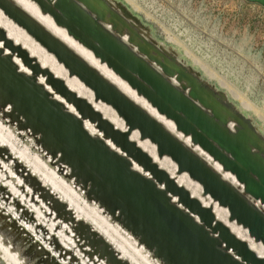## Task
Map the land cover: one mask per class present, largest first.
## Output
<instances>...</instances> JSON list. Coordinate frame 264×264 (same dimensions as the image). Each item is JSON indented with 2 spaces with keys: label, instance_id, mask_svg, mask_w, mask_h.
<instances>
[{
  "label": "rangeland",
  "instance_id": "374dc122",
  "mask_svg": "<svg viewBox=\"0 0 264 264\" xmlns=\"http://www.w3.org/2000/svg\"><path fill=\"white\" fill-rule=\"evenodd\" d=\"M23 1L35 7L42 16L44 15L46 19L63 32L62 34H64L70 41L71 49H67L65 45H60V47H58L59 45L56 46L55 43L59 44V41L56 39L57 37L54 35V37H51L52 34L49 33V31L42 29L41 23L23 12L14 0L12 3L14 6L16 5V8L11 5L10 7L12 11L8 9V5L11 3L8 4L3 2L4 4H8L4 7L12 14V16H18L21 20L17 18L19 21H15L14 17L10 18L9 15L4 12V9L0 7V40L3 46L9 50L5 54L0 53V61L10 66L12 73H14L13 77H15L13 82L20 83L21 86H23L24 93H32L36 95L37 102H45L47 104L44 103L47 106V112L52 113L51 115H54L56 121L53 118H47L45 120L47 122L39 120L38 124L37 120H35L30 121V123V119L27 117V109H24V107H32L34 102L29 101V104L25 101L28 104L22 105L20 102L14 103V101L17 100H14L12 97V101L9 98L11 101L10 104L8 97L6 98V96H4V99L2 98V92H0V105H3V108L0 106V120L6 127L10 128V130L12 129L16 134V138L18 139L17 146L19 148L26 147L30 155L35 156L38 154L44 162L46 161L48 163L52 160V162H54L53 165H49L51 164V161L48 163L50 168L57 167V164H61L60 166L64 164V167L62 166L63 169L61 168V171H59L58 174L62 173V170L64 172L66 168H70V171L66 169L69 173L66 171L64 172V175H68H65V178L63 175L61 177L65 182H69L68 184H71L73 188L76 187L79 191L81 190L82 205L83 201H85L84 205H86L85 208L88 205V210H90L91 207L94 208H91L90 211H96V209H98L96 212H100L101 214L99 215V219L101 217H105L103 219L107 218L108 220H106V222H108L109 225L116 227L111 229V231H114L113 234H116L115 232L117 231L119 236H123V239L120 240L121 238L116 234L118 240L130 245V250L137 255L135 258H140L135 262H131V260L127 261L129 260L128 258H124L125 260L123 259L122 261L123 257L119 254V249L115 247L116 243L109 239L110 237L103 235L101 231L97 229L94 230L93 227H91L93 225L95 227L97 222H94L95 224H93L91 223V220L83 218L79 219L78 222L73 221L70 208L68 207L67 209H64V206L65 208L67 207L65 200L62 198L60 199V196H57L56 194L54 195L48 185L41 183L39 177L33 174L23 161L12 156L11 153L10 155L5 154L4 148H0V170H4L2 169L1 162H9V169L11 168V171L24 179L25 183L24 186H20V192L13 196L12 201V197L8 198L10 188L6 183L0 181L1 198H3V201L8 199L7 202L11 203L10 205L19 211V215L29 224L35 226L36 232H40L44 236L49 234L53 235V239H50L48 243L61 257L59 259H56L55 257H53V259H51V257L48 259L47 255L44 253H39L40 255L38 254V256L33 255L32 253L31 258L33 259H30L29 257L28 261H31L28 263L47 264V262H49V264H56L54 262H58L59 260L60 262L63 261L62 264H91L92 262L93 264H102V262H110L113 257L115 258L119 255L118 261L120 262L121 260L122 264H136L137 262L138 264H141L140 261H142V264H167V262L162 260L163 253H166L165 256L168 258V264H201V262L202 264H216L214 261H207V252L199 253V255L195 257L196 260H194V258L191 261V253L193 252L191 246L193 240H190V238L193 239L192 234L193 232L196 234L197 230L193 228V232L190 233L185 225L181 224V226H178V222H176V220L173 221L172 219L176 213L171 216L170 212H167L164 209V206H162L161 202L163 203L164 199L170 202V204L178 206L184 214L188 213L193 217L198 226L204 227L209 232L211 238L208 239L223 242V247L226 245L225 241H222V238L219 236V232L214 228L216 224H221L231 232V235L235 237L237 241L244 243L248 249L247 251H250L254 256L256 255L255 258L257 260H264V252H262L263 254H260V250L264 249V242L257 239L256 236L251 233L249 227L245 226L242 222H239L236 218H231V212L228 207L220 205L219 201L214 200L210 194H205L203 185L191 176L188 171H181L178 162L171 155L165 153L166 148L162 147L164 150L160 149L161 143L158 141L159 139H157L156 143V141L152 139L151 133H149L150 135H148L147 132L143 133L141 124L138 126L134 125L132 122H128L125 119V116L119 114L117 109H114L112 106L105 103L103 100L108 99L107 97L112 101L114 99L110 96L111 94H109V92L106 93L103 91V94L99 95V98L102 100H96L95 91L84 85L87 81L93 83L96 81L95 75L86 71V68H92V70L101 76L106 83H109L116 92H118L116 89L118 84L128 90V94L123 95L120 92L118 93L138 109L144 111L157 124H161L160 126L165 128L164 130L181 142L186 148L188 147L187 149L189 151L193 152L195 155L197 154L196 156L198 158H202V161H204L206 165H209V167L214 165L219 166L220 169L225 172L222 180L228 185L233 186L232 188H236L237 191L242 188L245 190L244 184L240 183L233 173L224 170L223 165L218 161H215L213 157H211L199 145L194 144L190 135L186 136L181 131L177 130L175 122L172 119L167 118L165 114H162L158 109L154 108L144 97L139 96L137 91L132 89L130 85L109 68L106 63H102L101 59L95 55L93 50L84 46L74 38L73 35L69 34L65 26L60 25L61 23H56L53 16L49 13L50 11L47 12L44 10L43 7L46 6H39L32 0ZM55 1H57V3L60 2V0H54V2ZM76 1L78 5L73 6L75 9L73 12H76V15H82L91 25L94 24L96 27L104 29L105 34L116 40L118 44H122L129 49L132 54H128L126 59L129 60L133 58L135 60L136 58L143 63H147L150 68L152 67V69L159 73V75H164L166 80L174 85V87L176 86L175 88L183 94L188 95V97L192 88L185 89L182 87L186 85V83L179 82L177 74L171 78L157 61L167 67L168 73H170V71L177 72L180 65H182V68L186 67L191 69L198 73L194 78L195 85L197 87L200 86L201 89H203L199 100H201L204 105L207 106L208 104H211L217 109V111L219 110L224 117L229 116L227 108L234 105V107L248 120L252 119L250 121V126H243L247 136H253L252 133L254 132V128L257 133L262 135V137L264 136V6L260 3L250 2L248 0H88L90 5L94 9H97L98 12H102V15L104 16V20H99L98 23H95L94 17L98 18V14L93 11L91 12L86 5L81 4L83 0ZM59 4H61V7L63 1ZM118 5L125 8L134 18L126 16L123 9ZM110 19L116 20L117 27H113V23L110 22ZM24 23L27 24V28H24L21 25ZM7 40H10L11 43H8ZM48 43H51V46ZM64 47L71 51H62L64 50ZM74 48H80L85 54H88L89 57H86L87 59L91 58L94 61V67L89 66L86 61L85 63L83 60H80L81 58H78V56L76 57L73 52ZM19 50L20 54L18 52ZM28 55L33 59H29L26 63V57ZM14 56L17 58L16 60H14ZM62 56L65 57V59ZM57 58H60L61 61ZM33 61L35 63H31ZM13 65L14 68H12ZM53 79H56L57 82ZM29 81H34L38 86L30 85ZM5 84L7 85L8 83ZM5 84L3 83V88ZM97 85L99 86H97L98 89H100L101 84L99 80ZM9 86L10 85L8 84L6 88ZM71 93L74 95H71ZM75 95L78 96V100H76ZM221 95L226 96L230 102V106H227L225 101H219ZM48 99L49 101L56 102L58 104L57 108H52L49 105ZM1 100L3 102H1ZM213 100L216 101L213 102ZM218 101L221 103L222 109L220 108ZM114 102H117V100L114 99ZM4 103L7 105L4 106ZM195 103L201 108L204 106L202 103ZM86 105H88L89 108L93 107L94 110L89 109ZM17 106L21 107H18L17 109ZM6 107L9 109L8 111L6 110ZM121 108L124 109L122 105ZM202 109L205 108L203 107ZM205 110L211 112V110ZM23 111L26 112L23 113ZM124 112L128 113L127 111ZM2 114L8 116V118L6 117L7 120ZM12 114H14L15 117ZM1 115L3 117H1ZM26 117L27 120L25 119ZM13 118H17V120ZM12 119L13 122L15 121V124L11 123ZM20 119L23 120L22 124L26 129L22 127L21 122H19ZM9 120L11 122H9ZM57 121H59V123ZM26 122H29L28 124L30 127H33L32 131H30V127H28L29 129L27 128L28 124ZM32 122L40 125V130L38 129L39 127ZM64 122H66V125ZM134 122H136V120H134ZM46 123L48 128L45 125ZM90 123H93V126L96 125L97 128L94 127L93 129V126H91ZM226 125L231 130H235L236 127H242V123H237V121L232 119H230ZM18 126L21 127L19 128ZM41 126L42 130L44 128H47V130L44 129L41 131ZM60 126H64L68 129L65 136H62V134L58 132ZM82 131H85V134L89 135L91 140H95L99 144L103 143L110 152L123 159H121V161L118 159V161L115 162V167L114 162H112L107 155L105 156L101 151L97 150L100 149L98 146L95 147L97 148L95 149L89 145L87 140L86 145L79 146V150L77 151L75 149V140L77 138L74 137H76V135L84 136L82 135ZM29 132L35 134L34 136L36 137V140L32 133L31 136ZM154 137L156 136L154 135ZM113 138L118 143H116ZM53 140L56 141L53 142ZM110 140H112L113 143ZM120 142L123 143V146ZM191 144H193V146ZM137 149L143 154L138 153ZM94 150H97V152L102 154L100 156L101 158L95 155ZM254 152H258V150L255 149ZM53 155L56 159L53 158ZM63 155L65 156L63 157ZM74 156L75 158H73ZM61 157L64 158L65 161L64 159L62 160ZM57 159L60 164L57 162ZM12 161L15 164L12 163ZM123 167L125 168L122 170ZM128 172L136 174V176H143L145 178L144 180H146L147 183L149 182L150 186H152L154 190H158L162 196H154L153 198V191H150L151 193L146 191L145 185L142 183L134 184H138V186L140 185L138 190L135 186L132 187L129 184L130 180L129 175L127 174ZM86 179H90L91 182L89 183L88 181H85ZM175 186L181 188L185 193L184 195L188 194L189 196H195L194 198L199 202L201 207L203 205V207L209 208L210 210H207L208 213L206 214L213 215V222H215V224L209 222V220L206 219V215V217L204 216L205 218L201 216L196 208H191L185 200L186 197L183 196L182 192L177 191ZM92 188L95 190L93 191ZM83 192L85 194H83ZM22 196L24 201H22ZM254 199L256 201L252 203V206L249 203L248 205H250L255 211L258 210L257 212L259 214L264 215V203H262L260 198L254 197ZM157 200L160 203H158ZM28 202L31 204L35 203V205L42 211H44V207H48L47 209L51 208L50 210L56 213H52L54 214L52 215V218H58V220L54 219V228L52 229V232H50L48 226L49 223L38 222L35 220V210L29 208L30 204L28 205ZM98 203L101 205L98 206ZM102 208L103 211H101ZM116 208H118V210L121 209L119 215H117ZM145 210H148L147 214L144 213ZM50 212H48V214H50ZM55 215L56 217H54ZM122 215H124L125 220L127 219L126 223L124 218L121 219ZM205 219L207 220V223ZM72 221L73 223H76L73 224ZM84 221L85 223H83ZM114 222L116 223L115 226ZM80 223L82 226L85 224V226H81L82 228L77 226L80 225ZM65 224H69L68 227H71L69 231L64 227ZM192 226L193 224L191 223L189 228L191 229ZM76 227H78V229ZM232 227L235 228L233 229ZM74 229H77L78 231ZM82 229H84L85 232L88 230V233H85ZM72 230L74 231L72 232ZM89 231H91L92 234H90ZM59 232L68 235L70 234V236H72L73 233V237L75 238L72 237L74 240L71 244L72 247L66 246V244L57 237ZM16 233L15 230L12 231V228L8 223L7 225H2V223H0V234L12 247H19L21 250L20 252L22 253L26 248L31 246L32 242L28 241L26 243L25 235H22L24 238L21 239ZM90 235L94 237L93 239L97 240L98 245L96 241L94 244L96 243L95 245L99 250L96 249L95 245L94 247L90 246L92 245L89 241ZM96 235L97 237L104 239L101 241H105L108 246L103 244L100 245V242H98L100 240L95 237ZM172 235L177 237V241L172 242ZM186 236L190 238L188 239ZM185 237L188 240H186ZM196 237L202 241H206V239H202L198 235H196ZM44 238L48 240L46 237ZM93 239L91 238V242ZM124 239H126L127 242ZM109 242L114 243L115 245L110 244ZM36 243H41V241L39 240ZM210 243L211 241L209 244ZM104 246L107 248V251L105 250L106 254L108 251L109 254L112 253L110 250H113V256L109 255L110 257H108V255L106 256L101 252V250L104 251ZM141 250H143V253ZM95 251L103 253L108 257L109 261L104 255L102 258L106 261L102 258H98L97 256L101 255V253L98 254ZM247 251L243 255L239 253V255H236L233 250H231L230 253L237 258V261H239L240 264H254L255 261L252 258L250 259L251 256H249ZM85 252L91 253L88 254ZM135 252H138L139 254H136ZM28 253H31V251ZM143 254L146 255L143 256L141 260L142 256L140 257V255ZM85 255L88 257L86 258ZM28 256H30V254ZM145 257L148 258L149 263L145 262L147 261ZM63 258H65V260H62ZM118 258L116 257L114 260H117ZM144 258L146 260H143ZM217 258L226 259L224 256H217ZM44 259H47L45 260L46 263ZM98 259H102L103 261L101 260L98 262ZM200 259H202V261ZM249 260L251 262H249ZM118 261H113L111 263L113 264L116 262V264H119Z\"/></svg>",
  "mask_w": 264,
  "mask_h": 264
},
{
  "label": "water",
  "instance_id": "95a60500",
  "mask_svg": "<svg viewBox=\"0 0 264 264\" xmlns=\"http://www.w3.org/2000/svg\"><path fill=\"white\" fill-rule=\"evenodd\" d=\"M32 1H35L39 6H46L43 7L44 10L47 12L50 11L49 13L53 16L56 23H61L60 25L65 26L69 34L73 35V37L81 42L84 46L93 50L95 55L101 59L102 63H106L107 66L123 80H125L132 89L136 90L139 96L144 97L154 108L158 109L162 114H165L167 118L172 119L175 122L177 130L181 131L186 136L190 135L194 144L199 145L204 151L213 157L215 161L221 163L224 166V170L233 173L237 180L244 184L247 193H250L255 198H260L262 203H264V136L262 137V135L257 133L254 127V132H251L253 136H247L243 127L248 125L250 126V121L252 119L248 120L242 113H240L238 109L234 107V105H231V107L227 108L229 115L228 117L221 115V113L217 111V109H215L211 104H208L207 106L204 105L202 101L199 100L203 89H201L200 86L197 87L195 85L194 78L198 73L192 71L191 69L186 67L182 68V65H180V68L177 70V72L170 71V73H168L167 67L157 61V63L165 70L168 75L171 76V78L177 74L178 81L181 83H186V85L183 86L185 89L192 88V91L188 97V95L183 94L168 80H166L164 75H159V73L150 68L147 63H143L141 60L136 58L135 60L133 58L129 60L126 59L128 54H132L129 49L124 47L122 44H118L116 40L105 34L104 29H100L94 24L91 25L89 21H87V19L82 15H76V12H73V10H75L73 6L78 5L76 0H60V2L63 1L61 7V4H59L60 2L57 3V1L54 2V0ZM248 1L257 2L264 6V0ZM3 2L11 4L8 5L4 4ZM81 4L86 5L91 10V12L93 11L98 14V18L93 16L95 23H98L99 20H104L102 12H98L97 9H94L88 0H83ZM5 5H8V9L11 10L10 6H14L12 1L1 0L0 7L4 9V12L7 13L10 18L14 17L15 21L21 20L18 16H12V14L4 7ZM118 6L123 9L126 16L133 17L129 12L126 11L125 8L121 7L120 5ZM110 22L113 23V27H117L116 20L110 19ZM21 25L24 28H27L26 23ZM7 42L11 43L10 40H7ZM17 46L21 48L19 45ZM23 50L25 51L24 48ZM18 52L20 54V50ZM29 59L33 58L28 55L26 57V63L29 61ZM57 59L61 61L60 58ZM31 63L35 62L33 61ZM12 68H14V65ZM86 71H89L96 77V81H94L95 83L87 81L86 84H84L86 87L95 91L96 100L100 99L99 95L103 94V91L112 94L110 96L117 100V102H114V99L112 101L109 97L103 101L112 106L114 109H117L119 114L121 116H125V119L128 122H132L134 125L138 126L140 124L143 125V133L147 132L148 135L151 133L152 139L156 141V143L157 139H159L158 141L161 143L160 149H162L163 146L167 147L165 153L171 155L178 162L180 166L179 169H181V171H188L191 176H193L203 185L205 194H210L214 200L219 201L220 205L228 207L231 212V218H236L239 222H242L245 226L249 227L251 233L256 236L257 239H260L264 242V217H262L257 211L248 205V203L243 197L240 196L236 189L224 182L202 161V158H198L193 152L189 151L181 142L165 131L144 111L138 109L126 98L116 92L113 87H111L109 83H106V81H104L102 77L96 72H94L89 67L86 68ZM53 80L57 82L56 79ZM98 80L101 84L100 89H98L99 86L97 85ZM29 82L30 85L38 86L34 81ZM71 95L74 94L71 93ZM75 98L78 100V96L75 95ZM214 101L216 100H213V102ZM219 101H225L226 105L230 106V102L225 95H221ZM195 102L202 103L204 105L203 107L205 109L211 110V112H207L205 109H202ZM220 102L219 106L221 108L222 105ZM49 105L52 108H57L58 106L56 102L51 100L49 101ZM121 105L125 110L121 108ZM86 106L88 107V105ZM89 109H93V107H90ZM124 111H127L128 113ZM229 119L237 121V123H242V127H236L235 130L229 129L226 125ZM134 120H136V122H134ZM81 129L83 130L82 126ZM85 133V131H82V135H84L83 137H85L89 145L94 148L98 146L100 149H95L101 151L105 156L107 155V157H109V159L114 162V166L118 159L120 161L123 159L120 156L117 157L112 152H110L103 143H100L102 144L100 145L97 141L91 140L89 135H86ZM154 135L156 137H154ZM255 149H257L258 152H254ZM137 151L138 153H142L139 149H137ZM123 169L124 167L122 170ZM127 174L129 175V184L132 187L135 186L138 190L140 185L138 186V184H134L142 183L147 186L146 191L149 193H151L150 189L153 191V198L154 196H162L158 190H154V188L150 186L149 182L147 183L146 180H144L145 178L143 176H136V174H132L131 172H128ZM85 181H88L89 183L91 182L90 179H86ZM176 188L175 189L177 191L182 192L183 196L186 197L185 200L188 202L191 208H196V210L200 212L201 216L208 215L209 221L213 222V216L206 214L208 213L207 210H210L209 208H205L203 205L201 207L199 202L193 196L190 195V198L188 194L184 195L185 193L181 188ZM92 189L93 191L95 190L94 188ZM161 204L164 206V209L167 212H170L171 216H173L174 213L177 214H175L172 219L173 221L176 220V222H178V226L183 224L190 232H193L194 228L197 230L196 235L206 239L207 243L203 244V248L215 253L218 257L224 256L227 259L228 264H240L239 261H237V258H235L230 253V251L233 250L236 255H243L248 249L244 243L237 241L227 228L221 224H216L214 227L216 228V231L219 232V236L222 238V241H225L226 243V245L223 247V242L219 240L208 239L211 238L209 232L204 227L198 226L193 217H191L188 213L184 214L178 206L170 204V202L166 201L165 199L163 200V203L161 202ZM120 210L117 209V215H119ZM147 211L145 210L144 213L147 214ZM121 217V219L124 218L125 220L124 215ZM191 223L193 226L190 229L189 227ZM172 237V242L177 241L176 236L172 235ZM210 241L211 243L209 244ZM247 253L251 256L255 263L259 262L260 264H264V260H257L250 251H247ZM165 254L166 253H163L162 260L168 264V258L165 256Z\"/></svg>",
  "mask_w": 264,
  "mask_h": 264
},
{
  "label": "bare ground",
  "instance_id": "6f19581e",
  "mask_svg": "<svg viewBox=\"0 0 264 264\" xmlns=\"http://www.w3.org/2000/svg\"><path fill=\"white\" fill-rule=\"evenodd\" d=\"M13 1V0H12ZM16 3H17V5H19L18 7L19 8H21V10L23 11V12H25L28 16H31V17H33L34 19H36V20H38V22H40L41 23V26H42V29H44L45 31H49V33H51L52 34V36L51 37H54V36H56L57 38V41H59V44L58 43H55V45L56 46H58V47H60V45H65L66 46V48L67 49H71V45H70V41L67 39V37L64 35V34H62L63 32H61L57 27H55L48 19H46L45 17H44V15L42 16L40 13H39V11L35 8V7H33L31 4H29V3H27V2H25V1H23V0H14ZM15 3V4H16ZM82 7V6H81ZM15 13H16V11H15ZM131 18V17H130ZM128 22V21H127ZM120 24V23H119ZM137 27V26H136ZM140 28V27H139ZM63 29V28H62ZM129 29V28H128ZM114 30V29H113ZM137 31V30H136ZM66 33V32H65ZM50 34V35H51ZM116 34V33H115ZM54 35V36H53ZM127 35V34H126ZM144 35V34H143ZM11 36V35H10ZM44 37V36H43ZM131 39V38H130ZM49 44V43H48ZM51 44V43H50ZM49 44V45H50ZM51 46V45H50ZM0 47H1V50H0V53H2V54H5L6 52H8L9 50H8V48H5V46H3V44H2V42H1V40H0ZM38 48V47H37ZM65 47L63 48L64 50H62V51H66L67 49H66ZM61 49H62V46H61ZM68 51H71V50H67V52ZM73 52H74V54L76 55V57L78 56V58H81L80 60H83L84 62L86 61L87 62V64L89 65V66H91V67H94V61L90 58V59H87V57L86 56H88V54H85L80 48H74V50H73ZM32 53V52H31ZM86 53H88V52H86ZM65 54H66V52H65ZM14 55V54H13ZM64 56V55H63ZM62 56V57H63ZM11 57V56H10ZM86 57V58H85ZM89 57V56H88ZM137 57V56H136ZM12 58H13V56H12ZM23 58V57H22ZM64 59H65V57H63ZM67 58V57H66ZM17 58L14 56V60H16ZM43 59V58H42ZM41 59V60H42ZM155 59V58H154ZM47 60V59H46ZM66 60H69V59H66ZM19 62V61H18ZM69 62V61H68ZM85 62V63H86ZM46 63V62H45ZM22 64V63H21ZM150 64V63H149ZM11 65V64H10ZM20 65V64H19ZM73 65V64H72ZM25 66V65H24ZM50 66V65H49ZM18 67V66H17ZM19 68V67H18ZM21 68V67H20ZM46 68V67H45ZM152 68V67H151ZM92 69V68H91ZM94 69V68H93ZM80 70V69H79ZM16 73V72H15ZM14 73H12V71H11V68H10V66L7 64H5L4 62H1L0 61V92H2L3 94H2V98L4 97V96H6V98L8 97V99L10 98L11 99V101H12V97L14 98V100H17V101H14V103H19L20 102V104H30V102H34L33 104H32V107H27V108H25L24 107V109H27V114H28V118L30 119L29 120V122L30 121H35V120H37V122L40 120V121H45L47 118H50V119H54L55 120V118H54V115H51L52 113H49V112H47L48 110H46L47 109V104L45 103V102H37V98H36V95H34V94H32V93H29V94H26V92L24 93V91H23V86H21V84L20 83H14L13 81H14V79H15V77H13L14 75H13ZM76 75V74H75ZM110 75V74H109ZM44 79V78H43ZM52 80V79H51ZM119 80V79H118ZM16 81V80H15ZM120 82V81H119ZM3 83L5 84V83H8L10 86L9 87H7L6 88V86L8 85H4V88H3ZM37 84V83H36ZM114 84V83H113ZM121 84V83H120ZM57 85H58V83H57ZM122 85V84H121ZM25 86V85H24ZM27 86V85H26ZM49 86V85H48ZM124 86V85H123ZM174 86V85H173ZM115 87V86H114ZM117 88V90H118V92H120L121 94H128L127 92H128V90H126L125 88H123V87H121L119 84L116 86ZM176 87V86H175ZM183 87V86H182ZM6 88V89H5ZM25 88V87H24ZM49 88V87H48ZM101 88V87H100ZM57 89V88H56ZM25 91H26V89H25ZM52 91V90H51ZM29 92V91H28ZM31 92V91H30ZM110 94V93H109ZM112 95V94H111ZM9 96H11V97H9ZM136 96V95H135ZM16 97V98H15ZM5 98V99H6ZM82 98V97H81ZM4 99V98H3ZM10 99H9V101H10ZM138 99V98H137ZM11 101L9 102L10 104H11ZM25 101H27L28 103H26ZM30 101V102H29ZM1 102H3L2 100H1ZM8 102V101H7ZM25 102V103H24ZM48 102V101H47ZM46 105H45V104ZM78 103V102H77ZM5 104V103H4ZM67 104V103H66ZM7 104H5L4 106H6ZM18 105V104H17ZM71 105V104H70ZM69 105V106H70ZM1 106V108H3L2 106L3 105H0ZM27 106H29V105H27ZM8 107H9V105H8ZM11 107V106H10ZM18 107L20 108L21 106H17V109H18ZM23 107V106H22ZM73 107V106H72ZM5 108V107H4ZM75 108V107H74ZM78 108V107H77ZM76 108V109H77ZM203 108V107H202ZM14 109V108H13ZM4 110V109H3ZM6 110L8 111L9 109H7V107H6ZM21 110V109H20ZM22 110H23V108H22ZM86 110V109H85ZM94 110V109H93ZM6 111V112H7ZM109 111V110H108ZM219 111V110H218ZM2 112H5V111H2ZM15 112V111H14ZM19 112V111H18ZM26 111H23V113H25ZM157 112V111H156ZM10 114V113H9ZM20 114H21V112H20ZM3 115V114H2ZM1 115V117H3ZM13 116H14V114H12ZM11 115V116H12ZM26 115V114H25ZM94 115V114H93ZM24 116V115H23ZM97 116V115H96ZM152 116V115H151ZM8 118V116H4V118ZM15 117V116H14ZM17 117V116H16ZM18 117H19V115H18ZM17 117V118H18ZM27 117L25 118L26 120H27ZM93 117V116H92ZM3 118V119H4ZM7 118H6V120H7ZM17 118L15 119V118H13V119H15V120H17ZM13 119H12V122L9 120V122H11V123H14L13 122ZM24 119V118H23ZM62 119V118H61ZM60 119V120H61ZM6 120H5V123H6ZM21 120V119H20ZM19 120V122H21V124H22V121L23 120H21L20 121ZM230 120V119H229ZM51 121H53V120H51ZM56 121V120H55ZM64 121V120H63ZM24 122H25V120H24ZM28 122V123H29ZM45 122H47V121H45ZM58 123H59V121H57ZM89 122V121H88ZM8 123V122H7ZM27 123V122H26ZM25 123V124H26ZM27 123V124H28ZM31 123V122H30ZM33 123V122H32ZM65 123V125H66V122H64ZM87 123V122H86ZM168 123H170V122H168ZM15 124V123H14ZM20 124V125H21ZM33 124H35V123H33ZM38 124H39V122H38ZM55 124V123H54ZM91 124V126H93V123H90ZM9 125H11V124H9ZM8 125V126H9ZM18 125V124H17ZM16 125V126H17ZM35 125H37V123L35 124ZM34 125V126H35ZM46 125V127L48 128V126H47V123L45 124ZM60 125H61V123H60ZM161 125V124H160ZM12 126V125H11ZM27 126V125H26ZM38 127L40 126V125H37ZM143 126V125H142ZM19 128L21 127V126H18ZM22 127H24V125L22 124ZM28 127H30L29 126V124H28V126H27V128ZM55 127V126H54ZM94 127H96V125H94L93 126V129H94ZM13 128V127H12ZM16 128V127H15ZM25 128V127H24ZM31 128V130L30 131H32V128L33 127H30ZM47 128H44V129H46L47 130ZM52 128V127H51ZM56 128V127H55ZM97 128V127H96ZM142 128V127H141ZM163 128V127H162ZM22 129V128H21ZM20 129V130H21ZM26 129V128H25ZM29 129V128H28ZM39 130H40V127L38 128ZM43 129V130H44ZM163 129H165V128H163ZM172 129V128H171ZM14 130H16V129H14ZM35 130V129H34ZM42 130V126H41V131H43ZM51 130V129H50ZM50 130H49V132H50ZM26 131V130H25ZM36 131H38V130H36ZM57 131V130H56ZM67 131H68V129L66 128V127H64V126H60V128H59V130H58V132H60L61 134H62V136H65L66 134H67ZM79 131V130H78ZM81 131V130H80ZM99 131V130H98ZM166 131V130H165ZM23 132V131H22ZM21 132V133H22ZM30 133V135H31V133L32 132H29ZM36 134H38L37 132H35ZM44 133H46V132H44ZM47 133H48V131H47ZM112 133V132H111ZM137 133V132H136ZM26 134H27V132H26ZM25 134V135H26ZM59 134V133H58ZM115 134V133H114ZM119 134V133H118ZM174 134V133H173ZM32 135L34 136L35 134H33L32 133ZM31 135V136H32ZM76 135V134H75ZM178 135V134H177ZM55 136V135H54ZM97 136V135H96ZM148 136V135H147ZM42 137V136H41ZM41 137H40V139H41ZM56 137V136H55ZM54 137V138H55ZM34 138H35V140H36V137L34 136ZM74 138H77L76 140H75V149L78 151L79 150V146L81 147V146H84V145H86V139H85V137H83V136H77L76 135V137H74ZM45 139H46V137H45ZM110 139V138H109ZM114 139V138H113ZM49 140V139H48ZM108 140V139H107ZM188 140V139H187ZM39 141V140H38ZM37 141V142H38ZM46 141V140H45ZM56 141V140H55ZM54 140H53V142H55ZM111 142H112V140H110ZM18 142V139L16 138V134L12 131V129L10 130V128H8V127H6L2 122H1V120H0V148H4V150H5V154H7V155H10V153L12 154V156H14V157H16L17 159H19V160H21V161H23V163L24 164H26V166L27 167H29L30 168V170L32 171V173L33 174H35V175H37L38 177H39V179L41 180V183H43V184H45V185H48L49 187H50V189L52 190V193L55 195H57V196H60V199L62 198V199H64L65 200V202H66V204H67V207L65 208V206H64V209H67L68 207L70 208V211L72 212V219H73V221H76V222H78L79 221V219H81V218H83V219H86V220H91V223H93V224H95L94 222H97L96 224H95V227H94V225L93 226H91V224H90V226L91 227H93V229L95 230V229H97V230H99V231H101V233H103V235H106L107 237H110L109 239H111L112 241H114V243H116V245L114 244V243H110V244H114L115 245V247H117V249H119V251H120V253L119 254H121V257H123L122 258V261H123V259L124 258H128L129 260H127V261H130L131 260V262H135V261H137V259L139 258H135V256H137V255H135L130 249L131 248H129V246L130 245H128V244H126V243H124V242H122V241H120V240H122L123 239V236H119L117 233V231L115 232L121 239L120 240H118V236L116 235V234H113V232L114 231H111V229H113V228H116V227H113L112 225H109V223L108 222H106V220H108L107 218L106 219H103V218H105V217H101L100 219H99V215H101L100 214V212L98 213V212H96V211H98V209H96V211H90L91 210V208H94V207H91L90 208V210H88V205H87V207L85 208V206L86 205H84V202L85 201H83V205H82V203H81V201H82V198H81V190L79 191V189H76V187H72L71 186V184H68L67 182H65L64 180H63V178L61 177L62 175L64 176V178H65V175H68V174H65L64 175V172L66 171V172H68L69 173V171H70V168L68 169V168H66V169H68L69 171H67L66 169L64 170V172H63V170H62V173H59L58 174V172L59 171H61L60 169L62 168V166L64 165V164H62V166H60L61 164L58 162V159H57V162L60 164V165H58L57 164V167H53V168H50L49 167V165H53L54 164V162H52V160H50L49 162L51 163V164H49L48 165V163L45 161H43V159L41 158V157H39L38 156V154L37 155H35V156H32V155H30V153L28 152V150L26 149V147H23V148H19L18 146H17V143ZM43 143V142H42ZM113 143V142H112ZM159 143V142H158ZM153 145V144H152ZM160 145V144H159ZM192 146H193V144H191ZM39 146H40V144H39ZM72 146V145H71ZM36 147V146H35ZM163 147H165L166 149H167V147L166 146H163ZM42 148V147H41ZM59 148V147H58ZM64 148V147H63ZM74 148V147H73ZM148 148V147H147ZM188 148V147H187ZM52 150V149H51ZM152 150H154V149H152ZM162 150H164V149H162ZM146 151V150H145ZM202 151V150H201ZM94 152H95V155L96 156H99V158H101L100 156L102 155L100 152H97V150H94ZM154 152V151H153ZM156 152H157V150H156ZM166 152V151H165ZM50 153V152H49ZM71 154V153H70ZM75 154V153H74ZM58 155V154H57ZM81 155V154H80ZM197 155V154H196ZM199 155V154H198ZM61 156V155H60ZM65 155H63V157H64ZM67 156V155H66ZM72 156V155H71ZM132 156V155H131ZM76 157H78V156H76ZM149 157V156H148ZM53 158L54 159H56L55 157H54V155H53ZM58 158V157H57ZM73 158H75V156L73 157ZM49 159V158H48ZM61 159L63 160L64 158H62L61 157ZM144 159V158H143ZM13 160V159H12ZM60 160V159H59ZM67 160V159H66ZM61 161V160H60ZM64 161H65V159H64ZM134 161V160H133ZM11 162V161H10ZM78 162V161H77ZM76 162V163H77ZM162 162V161H161ZM204 162V161H203ZM8 163L9 162H1V165H2V169H4L3 171L2 170H0V181H3L4 183H6L7 185H8V187L10 188V193H9V196H8V198H11V200L13 201V196H15V195H17L19 192H20V190H19V188H20V186H24V179H22L20 176H18L17 174H15L13 171H11V168L9 169V165H8ZM12 163H14L13 161H12ZM11 163V164H12ZM65 163V162H64ZM96 163V162H95ZM174 163V162H173ZM10 164V165H11ZM15 164V163H14ZM122 164V163H121ZM76 166V165H75ZM208 167H209V165H207ZM64 167V166H63ZM67 167V166H66ZM78 167V166H77ZM211 167V166H210ZM209 167V168H210ZM224 167V166H223ZM80 168V167H79ZM125 168V167H124ZM134 168V167H133ZM63 169V168H62ZM93 169H95V168H93ZM97 169V168H96ZM211 169L221 178V179H223V175H225L224 173V171L222 170V169H220V167L219 166H216V165H214V166H212L211 167ZM98 170V169H97ZM79 171V170H78ZM150 171V170H149ZM147 172V171H146ZM80 173V172H79ZM83 174V173H82ZM88 175V174H87ZM235 177V176H234ZM184 178V177H183ZM69 179H71V178H69ZM155 180V179H154ZM157 180V179H156ZM230 180V179H229ZM228 181V180H227ZM170 182V181H169ZM232 184H234V183H232ZM73 185H74V183H73ZM77 186V185H76ZM111 186V185H110ZM79 187V186H78ZM77 187V188H78ZM233 187V186H232ZM26 188V187H25ZM176 188V187H175ZM236 189V188H235ZM145 190H147V186H145ZM150 191H152V190H150ZM239 194H240V196L241 197H243L244 199H245V201L247 202V203H249L251 206H252V203L253 202H255L256 200L254 199V196L253 195H251L250 193H247V191H245L243 188L242 189H240L239 191ZM172 193H173V191H172ZM83 194H85L84 192H83ZM104 194V193H103ZM109 194V193H108ZM102 196V195H101ZM104 197V196H103ZM180 197V196H179ZM183 197V196H182ZM195 197V196H194ZM178 198V197H177ZM105 199V198H104ZM107 199V198H106ZM63 200V201H64ZM102 200V199H101ZM8 201V199L7 200H5V201H3V198H1V196H0V223H2V225H7V223L10 225V227L12 228V231H16L17 233L16 234H18V237L19 238H21V239H23L24 237H22V235L24 236L25 235V241H26V243L29 241V242H32L31 243V246L30 247H28V248H26V250L24 251V252H20L21 250L19 249V247H12L8 242H6V239H4L3 238V236L0 234V264H29L28 262H30V261H28L29 260V257H30V259H33V258H31L32 257V253H33V255H36V256H38V254L40 253H44L45 255H47V258L49 259L50 257H51V259H53V257H55L56 259H59V258H61L59 255H58V252L55 250V249H53L51 246H50V244L48 243V241L50 240V239H53L52 238V236L53 235H51V234H49V235H47V236H44L42 233H40V232H36V229H35V226L33 225V224H29L27 221H25L20 215H19V211L17 210V209H14L10 204L11 203H8L7 202ZM22 201H24L23 200V196H22ZM62 201V202H63ZM100 201V200H99ZM208 201V200H207ZM62 202H60V203H62ZM157 202L158 203H160L158 200H157ZM185 202V201H184ZM100 203V202H99ZM99 203H98V206H100L99 205ZM30 204V209H34L35 210V215H36V221H38V222H43V223H49V228H50V232H52V229L54 228V221L55 220H58V218L56 217V215L54 216V217H56V218H52V215H54V214H52L53 212L50 210V209H47L48 207H44V211H42L40 208H38L36 205H35V203H33V204H31L30 202H28V205ZM64 204V203H63ZM102 204H103V202H102ZM46 205V204H45ZM58 205V204H57ZM60 205H62V204H60ZM95 206H96V204H94ZM108 205V204H107ZM112 205V204H111ZM113 205H115V204H113ZM256 205V204H255ZM260 205V204H259ZM98 206H96V207H98ZM103 206V205H102ZM60 207V206H59ZM90 207V206H89ZM113 207V206H112ZM115 207V206H114ZM117 207V206H116ZM122 207V206H121ZM262 207V206H261ZM57 208H58V206H57ZM101 208V207H100ZM189 208V207H188ZM60 209V208H59ZM58 209V210H59ZM64 209H62V210H64ZM114 209V208H113ZM112 209V210H113ZM116 209H118V208H116ZM100 210V209H99ZM111 210V211H112ZM120 210V209H119ZM129 210V209H128ZM51 211V212H50ZM60 211V210H59ZM101 211H103V208L101 209ZM124 211V210H123ZM258 211V210H257ZM48 212H50V214H48ZM55 213V212H54ZM105 213V212H104ZM104 213H103V215H104ZM115 213V212H114ZM262 213V212H261ZM56 214V213H55ZM112 214V213H111ZM69 215H70V213H69ZM70 215V216H71ZM107 215V214H106ZM211 215V214H210ZM261 215V214H260ZM263 215V214H262ZM261 215V216H262ZM205 216V215H204ZM203 216V217H204ZM207 216V217H206ZM205 217H206V219L207 220H209V218H208V215H206ZM213 216V215H212ZM201 217V216H200ZM204 217V218H205ZM262 217H264V215L262 216ZM142 218V217H141ZM203 218V219H204ZM8 219V220H7ZM55 219V220H54ZM61 219H62V217H61ZM97 219H99V220H102V221H99V220H97ZM200 219V218H199ZM205 219V220H206ZM104 220V221H103ZM127 220V219H126ZM207 220H206V223H207ZM220 220V219H219ZM6 221H7V223H6ZM73 221H72V223H73ZM133 221V220H132ZM214 221V220H213ZM76 222H74V223H76ZM200 222V221H199ZM201 222H202V219H201ZM210 222V221H209ZM59 224H61L60 222H58ZM73 223V224H74ZM83 223H85V221L83 222ZM115 223V222H114ZM113 223V224H114ZM129 223V222H128ZM141 223V222H140ZM146 223V222H145ZM212 223V222H211ZM214 223V222H213ZM78 224V223H77ZM111 224V223H110ZM68 225L69 224H65L64 225V227H66L67 229H68V231H69V229L71 228V227H68ZM116 225V223L114 224V226ZM77 226H79V227H81L82 226V224L80 223V225H77ZM85 226V224H83V226L82 227H84ZM231 226H234V225H231ZM81 227V228H82ZM77 229H78V227H76ZM144 228V227H143ZM153 228V227H152ZM233 228V227H232ZM235 228V227H234ZM233 228V229H234ZM14 229V230H13ZM77 229H74V230H77ZM80 229V228H79ZM85 229V228H84ZM84 229H82L84 232H85V230ZM92 229V228H91ZM146 229V228H145ZM180 229V228H179ZM74 230H72V232L74 231ZM81 230V229H80ZM87 230V229H86ZM96 230V231H97ZM115 230V229H114ZM178 230V229H177ZM71 231V230H70ZM78 231V230H77ZM82 231V232H83ZM144 231V230H143ZM72 232H70V233H72ZM142 232V231H141ZM159 232H160V230H159ZM181 232V231H180ZM179 232V233H180ZM238 232H240V231H238ZM85 233H88V230L85 232ZM84 233V234H85ZM89 233L90 234H92V232L91 231H89ZM100 233V232H99ZM140 233V232H139ZM149 233V232H148ZM163 233V232H162ZM166 233V232H165ZM191 233V232H190ZM15 234V235H16ZM83 234V233H82ZM135 234V233H134ZM164 234V233H163ZM238 234V233H237ZM75 235V234H74ZM116 235V236H115ZM137 235V234H136ZM165 235V234H164ZM193 239H191L190 237H188V236H186V237H188V239L190 238V240H193L192 241V246H191V248H192V253H191V261L195 258V257H197V255H199V253H202V252H207V256H208V262H215L216 264H227V260L225 259L224 260V258H217V256H216V254H214V253H212V252H210V251H208V249H206V248H203V244H205L204 242H206V241H202V240H200L198 237H196V234H194V232H193ZM245 235V234H244ZM93 236H94V233H93ZM101 236V235H100ZM162 236V235H161ZM44 237H46L48 240H46ZM57 237L62 241V242H64L65 244H66V246H69V247H72V241H74L73 239H72V237H73V233H72V236H70V234L68 235V234H63V232H59L58 234H57ZM96 238H98V240H100V241H98V242H100V245L101 244H103V245H106V246H108L106 243H105V241L104 242H102L101 240H104V239H102L101 237H97V235L95 236ZM107 237H105V238H107ZM154 237V236H153ZM185 237V238H186ZM19 238H18V240H19ZM73 238H75V237H73ZM90 239H89V241H90V244H92V245H90V244H88V245H90V246H92V247H94V245L97 243V240L96 239H93L94 237H92V235H90V237H89ZM91 238L94 240H92V242H91ZM101 238V239H100ZM104 238V237H103ZM126 238V237H125ZM150 238H152V237H150ZM169 238V237H168ZM201 238V237H200ZM235 238V237H234ZM146 239V238H145ZM144 239V240H145ZM156 239V238H155ZM154 239V240H155ZM187 238H186V240H188ZM202 239H204V238H202ZM41 241V243H36V242H38V241ZM86 240H88V239H86ZM107 240V239H106ZM124 240H126V239H124ZM130 240H132V239H130ZM150 240H152V239H150ZM96 241V243L94 244V242ZM156 241V240H155ZM23 242V241H22ZM126 242H127V240H126ZM129 242V241H128ZM131 242V241H130ZM146 242V241H145ZM105 243V244H104ZM136 243V242H135ZM150 243V242H149ZM157 243V242H156ZM187 243H189V242H187ZM155 244V243H154ZM86 245V244H85ZM97 245H98V243H97ZM114 245H113V247H114ZM151 245V244H150ZM256 245V244H255ZM87 246V245H86ZM96 246V245H95ZM140 246V245H139ZM138 246V247H139ZM144 246V245H143ZM160 246V245H159ZM174 246H175V244H174ZM102 247V246H101ZM100 247V248H101ZM112 247V246H111ZM187 247H188V244H187ZM91 248V247H90ZM110 248V247H109ZM96 249L97 250H99L98 248H97V246H96ZM102 249V248H101ZM135 249H137V248H135ZM163 249V248H162ZM103 250L104 251H102L101 250V252H103L106 256L108 255V257H110L109 255H112V253H113V250L111 251L110 250V252H112V253H108L107 252V254H106V252H105V250L107 251V248H105V246H104V248H103ZM138 250H140V249H138ZM259 250V249H258ZM31 251V253H28V252H30ZM82 251H84V250H82ZM86 251V250H85ZM117 251V250H116ZM115 251V252H116ZM143 250H141V252H142ZM81 252V251H80ZM95 252H97V251H95ZM101 252H97L98 254L99 253H101ZM139 252V251H138ZM137 252V253H138ZM141 252H139V253H141ZM189 252H191V251H189ZM262 252H264V249H261L260 250V254L262 253ZM21 253V254H20ZM35 253V254H34ZM85 253H88V252H85ZM84 253V254H85ZM89 253H91V252H89ZM88 253V254H89ZM103 253H101V255H99V256H97V254H96V256L98 257V258H102L103 257ZM136 253V252H135ZM136 253V254H137ZM138 253V254H139ZM143 253V252H142ZM158 253V252H157ZM259 253V252H258ZM30 254V256H28ZM39 254V255H40ZM182 254V253H181ZM204 254H206V253H204ZM257 254V253H256ZM263 254V253H262ZM92 255V254H91ZM94 255V254H93ZM104 255V257H106ZM146 254H143V255H140V257H141V260H142V258H143V256H145ZM156 255V254H155ZM259 255V254H258ZM257 255V256H258ZM264 255V254H263ZM35 256V257H36ZM86 256V255H85ZM84 256V257H85ZM113 256V255H112ZM115 256V255H114ZM119 256V255H118ZM118 256H116L117 258H118ZM181 256V255H180ZM201 256H202V254H201ZM250 256V255H249ZM256 256V255H255ZM254 256V257H255ZM34 257V256H33ZM88 256H86V258H87ZM90 257V256H89ZM108 257H106V259H108ZM115 257V258H116ZM263 257V256H262ZM114 257H113V261H118L119 260V258L117 259V260H114L115 259ZM146 259H147V261H145V262H148L149 260H148V258L147 257H145ZM143 259V260H146V259ZM153 258V257H152ZM198 258H199V256H198ZM197 258V259H198ZM248 258V257H247ZM102 259H104V258H102ZM101 259V260H102ZM140 259V258H139ZM138 259V260H139ZM203 259V258H202ZM202 259H200L201 261H202ZM250 259H251V257H250ZM45 260H47V259H44V261ZM62 260H65V258H63ZM101 260H99L98 259V262L99 261H101ZM105 260V259H104ZM110 261V262H108L107 263V261L105 262V263H107V264H112L111 262H113V261ZM125 260V259H124ZM155 260V259H154ZM175 260V259H174ZM194 260H196V258L194 259ZM262 260V259H261ZM55 261V260H54ZM84 261V260H83ZM103 261V260H102ZM108 261H109V259H108ZM156 261V260H155ZM203 261H204V259H203ZM205 261H206V259H205ZM59 262V263H58ZM58 262L57 261H55L54 263H56V264H62V262L63 261H59L58 260ZM96 262V261H95ZM94 262V263H95ZM97 262V263H98ZM119 262V261H118ZM141 262V264H142V261H140ZM139 262V263H140ZM186 262V261H185ZM189 262V261H188ZM198 262V261H197ZM249 262H251L250 260H249ZM45 263H46V261H45ZM104 262H102V264H105ZM144 263V262H143ZM149 263V262H148ZM178 263V262H177ZM191 263V262H190ZM47 264H49V262H47ZM91 264H93V262L91 263ZM99 264H101V263H99ZM113 264H116V262L115 263H113ZM119 264H122L121 263V260H120V262H119ZM125 264V263H124ZM129 264V263H128ZM132 264V263H131ZM133 264H135V263H133ZM136 264H138V262L136 263ZM201 264H202V262H201ZM254 264H260L259 262L258 263H254Z\"/></svg>",
  "mask_w": 264,
  "mask_h": 264
}]
</instances>
